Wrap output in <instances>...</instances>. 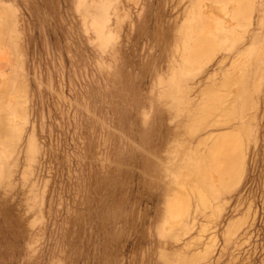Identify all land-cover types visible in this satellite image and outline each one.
<instances>
[{
  "label": "rangeland",
  "instance_id": "1",
  "mask_svg": "<svg viewBox=\"0 0 264 264\" xmlns=\"http://www.w3.org/2000/svg\"><path fill=\"white\" fill-rule=\"evenodd\" d=\"M0 264H264V0H0Z\"/></svg>",
  "mask_w": 264,
  "mask_h": 264
}]
</instances>
